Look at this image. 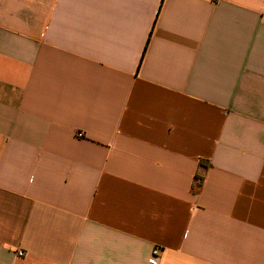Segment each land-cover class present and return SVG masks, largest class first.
I'll use <instances>...</instances> for the list:
<instances>
[{"label": "crops", "instance_id": "crops-1", "mask_svg": "<svg viewBox=\"0 0 264 264\" xmlns=\"http://www.w3.org/2000/svg\"><path fill=\"white\" fill-rule=\"evenodd\" d=\"M0 264H264V0H0Z\"/></svg>", "mask_w": 264, "mask_h": 264}, {"label": "built area", "instance_id": "built-area-1", "mask_svg": "<svg viewBox=\"0 0 264 264\" xmlns=\"http://www.w3.org/2000/svg\"><path fill=\"white\" fill-rule=\"evenodd\" d=\"M208 1H210V2L213 3V4H218V3H220L222 0H208ZM159 251H160V248H155V254H158ZM18 255H19L20 257H23V256L25 255V253H24V252H18Z\"/></svg>", "mask_w": 264, "mask_h": 264}, {"label": "trees", "instance_id": "trees-1", "mask_svg": "<svg viewBox=\"0 0 264 264\" xmlns=\"http://www.w3.org/2000/svg\"><path fill=\"white\" fill-rule=\"evenodd\" d=\"M196 182H197L196 189L198 190L201 188L203 184V178L201 176H197Z\"/></svg>", "mask_w": 264, "mask_h": 264}]
</instances>
